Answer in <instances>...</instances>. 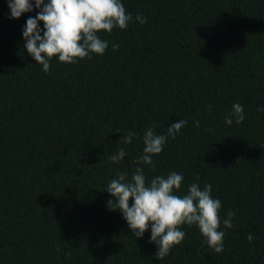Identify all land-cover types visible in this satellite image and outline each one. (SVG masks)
<instances>
[{
	"label": "trees",
	"instance_id": "16d2710c",
	"mask_svg": "<svg viewBox=\"0 0 264 264\" xmlns=\"http://www.w3.org/2000/svg\"><path fill=\"white\" fill-rule=\"evenodd\" d=\"M121 2L133 21L99 33L103 55L53 57L45 73L22 35L37 10L9 19L0 0V264H264V0ZM234 103L245 120L226 125ZM179 119L155 167L143 166L148 181L176 171L178 195L211 184L220 216L236 218L221 225L222 253L182 225L186 238L158 260L150 228L135 238L106 187L117 171L131 177L146 128L166 134ZM127 131L137 138L117 143Z\"/></svg>",
	"mask_w": 264,
	"mask_h": 264
},
{
	"label": "clouds",
	"instance_id": "9594fccd",
	"mask_svg": "<svg viewBox=\"0 0 264 264\" xmlns=\"http://www.w3.org/2000/svg\"><path fill=\"white\" fill-rule=\"evenodd\" d=\"M7 4L9 19H18L24 13L37 10L34 17L27 19L22 35L27 53L42 65L45 73L50 71L53 57L62 63L77 64L85 58L91 59L93 54L103 55L109 44L100 38L99 33L103 30L111 34L116 28L127 29L133 21L132 14L127 12L121 0H7ZM135 21L142 25L147 18L137 15ZM119 47V44H113L112 50L118 51ZM208 109L211 110V105ZM260 111L264 112V107ZM244 120V106L234 103L224 122L232 125L234 121L242 124ZM186 124V120L179 119L168 126L166 134L157 133L155 127L146 128L142 136V153L133 161L138 166L131 177L126 172L117 171L116 178L111 179L106 187L113 197L108 200L107 207L121 212L135 238H142L150 228L149 243L157 245L155 258L158 260L167 257L173 247L186 238L182 225H195L204 243L214 252L222 253L226 233L221 230V225L231 229L236 218L232 210L226 213V218L220 216L223 205L220 199L212 196L211 184L201 188L198 183H192L186 194L178 195L184 177L176 171L157 175L148 181L143 166L154 168L153 157L161 154L168 139H175ZM195 126H200L199 121ZM134 138L137 133L127 131L117 143L128 145ZM126 155L121 147L108 159L119 164ZM254 239V234H247L249 243ZM60 250L57 246L56 251Z\"/></svg>",
	"mask_w": 264,
	"mask_h": 264
}]
</instances>
